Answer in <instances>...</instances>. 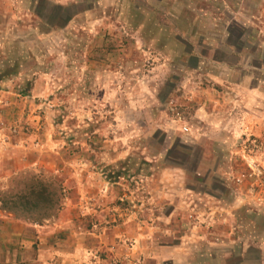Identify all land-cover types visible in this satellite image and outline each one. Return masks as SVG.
Listing matches in <instances>:
<instances>
[{"label": "rangeland", "instance_id": "obj_1", "mask_svg": "<svg viewBox=\"0 0 264 264\" xmlns=\"http://www.w3.org/2000/svg\"><path fill=\"white\" fill-rule=\"evenodd\" d=\"M0 77V193L34 175L62 187L39 224L2 210L1 264L134 225L264 264L240 157L264 166V0H0Z\"/></svg>", "mask_w": 264, "mask_h": 264}, {"label": "crops", "instance_id": "obj_2", "mask_svg": "<svg viewBox=\"0 0 264 264\" xmlns=\"http://www.w3.org/2000/svg\"><path fill=\"white\" fill-rule=\"evenodd\" d=\"M1 78V77H0ZM251 94H255L251 91ZM202 108V107H201ZM218 131H216L214 136L223 142L219 138V133L222 134L223 126L217 125ZM2 147V146H1ZM5 152V151H3ZM4 154V153H3ZM197 169V168H196ZM193 174L197 170H187L181 169L180 175L183 177L184 172ZM172 174V173H167ZM176 177L178 175L174 173ZM188 190L184 188L180 191L179 195L182 196L183 201L186 203L191 199H196L192 195L187 193ZM202 192H198L197 194ZM199 200H202L199 198ZM80 202V201H79ZM78 202V203H79ZM256 206V205H255ZM175 207V206H174ZM259 207V206H256ZM173 211V209H172ZM169 213L163 217L165 218V223H174L173 212ZM162 220V217H160ZM14 218L4 213L0 210V221L7 223L12 222ZM136 223V222H135ZM137 229H141L137 231ZM128 230H118L105 233L103 230L97 234L91 231H85L82 234L79 233H69L66 236L64 243L59 244L61 248L56 244L54 247H50L42 244L37 253L34 256L35 262L37 264H248L249 262H241L238 259V252L240 250L239 243L234 244V246L228 251L217 255L215 250H209L204 247H199L197 249H190V243H186L185 237H175L170 236V232H166L167 241L165 239H159L161 237V232L163 229H156L154 232L146 231L143 228H137L136 225ZM13 233H6L5 240H8ZM149 235V237H148ZM93 236V241L90 240ZM164 236V235H162ZM38 239L41 240L44 236L38 235ZM26 241L28 238H25ZM131 240L132 243L126 244L127 240ZM2 238L0 240V261L2 257L5 261H8L12 256V249L7 248V244L1 247ZM214 244V242H211ZM42 246L44 248H42ZM212 248L211 246H208ZM192 248V247H191ZM25 252V251H24ZM2 259V261L4 260ZM139 262V263H137ZM1 264V262H0ZM27 264V263H23Z\"/></svg>", "mask_w": 264, "mask_h": 264}, {"label": "trees", "instance_id": "obj_3", "mask_svg": "<svg viewBox=\"0 0 264 264\" xmlns=\"http://www.w3.org/2000/svg\"><path fill=\"white\" fill-rule=\"evenodd\" d=\"M62 187L56 176H32L14 192L0 193V209L32 224L55 216L60 208Z\"/></svg>", "mask_w": 264, "mask_h": 264}, {"label": "built area", "instance_id": "obj_4", "mask_svg": "<svg viewBox=\"0 0 264 264\" xmlns=\"http://www.w3.org/2000/svg\"><path fill=\"white\" fill-rule=\"evenodd\" d=\"M180 128L183 132L188 130L186 125H182ZM240 157L246 166V176L252 179L247 187V194L251 196H249V200L253 205L264 207V166L256 162L260 158L254 155L241 153ZM262 162H264V157ZM243 177L244 174H240L234 177V180L239 183Z\"/></svg>", "mask_w": 264, "mask_h": 264}]
</instances>
